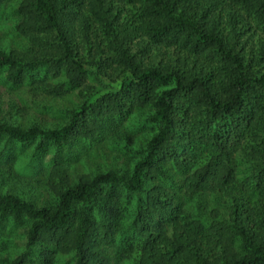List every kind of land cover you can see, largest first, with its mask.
<instances>
[{"label": "trees", "instance_id": "trees-1", "mask_svg": "<svg viewBox=\"0 0 264 264\" xmlns=\"http://www.w3.org/2000/svg\"><path fill=\"white\" fill-rule=\"evenodd\" d=\"M17 12L25 40L0 46L4 80L79 102L49 127L22 125L15 105L0 116V264H264V0H20ZM140 112L145 142H113L130 165L72 174L63 148ZM32 144L37 159L57 150L39 205L9 183L6 147Z\"/></svg>", "mask_w": 264, "mask_h": 264}, {"label": "rangeland", "instance_id": "rangeland-1", "mask_svg": "<svg viewBox=\"0 0 264 264\" xmlns=\"http://www.w3.org/2000/svg\"><path fill=\"white\" fill-rule=\"evenodd\" d=\"M20 0H3L0 3V46L7 51L18 47V45L25 40V37L20 35L15 24L18 19L17 6ZM6 73L0 71V116L5 110H9L14 105L18 110L17 120L22 125L27 126L32 123H37L43 127H49L54 123H62L64 117V107H71L79 102L78 96L66 94L63 98H54V95L42 93L40 90L36 91L34 85H8L4 78ZM89 84L96 86L93 80L88 79ZM71 96V97H69ZM24 110L25 113H22ZM17 111L13 110L12 112ZM11 112V113H12ZM135 115L131 120H127L122 127V131L116 134H108L101 138L92 141H86L85 138L77 139L68 147L63 148L65 155H68L71 162V172L73 175L81 172L91 173L95 171H105L107 169L125 168L132 162V157L123 155L113 144L115 139L129 137L135 140L137 146H141L149 137L150 132L146 125L144 126V114ZM7 114L6 116H8ZM128 134V135H124ZM4 143V138L0 139V149ZM34 144L24 146L22 149H12L9 145L6 147V152L11 154L12 182L14 191L21 196L33 200L37 205L44 200H49L47 185H46V171L52 161L53 155L57 153L53 147L44 151L37 159V154L34 152ZM60 152L62 153L61 149ZM1 155V154H0ZM41 163H38V162ZM4 159L0 157V166ZM24 174H30L26 176ZM211 205V202H210ZM126 220H129L133 213H123ZM122 220L121 225L127 229L130 225L129 221ZM22 237L16 233L10 239L9 252L17 253L22 246ZM71 256H61L60 264H72ZM124 260L118 261L117 264H126Z\"/></svg>", "mask_w": 264, "mask_h": 264}]
</instances>
